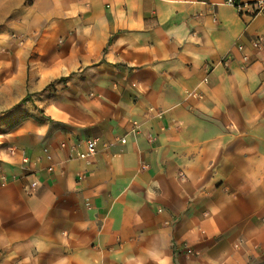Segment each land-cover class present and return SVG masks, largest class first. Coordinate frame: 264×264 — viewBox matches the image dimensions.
I'll use <instances>...</instances> for the list:
<instances>
[{"label":"crops","instance_id":"1","mask_svg":"<svg viewBox=\"0 0 264 264\" xmlns=\"http://www.w3.org/2000/svg\"><path fill=\"white\" fill-rule=\"evenodd\" d=\"M258 1L0 0V38L41 37L24 88L72 73L91 92L72 118L3 133L0 264H264Z\"/></svg>","mask_w":264,"mask_h":264},{"label":"rangeland","instance_id":"2","mask_svg":"<svg viewBox=\"0 0 264 264\" xmlns=\"http://www.w3.org/2000/svg\"><path fill=\"white\" fill-rule=\"evenodd\" d=\"M37 38H41L39 34L0 38V143L6 138L4 132L15 131L27 122L41 126L52 120L51 115L58 113L72 118L75 105L80 104L79 100L88 99L91 95L89 91L75 90L72 85L62 84L74 82L72 73L51 81L40 90L24 88L22 78L18 75L19 69L27 52L39 50L35 43ZM37 61L41 63L43 60ZM38 77H41L40 74ZM28 96L30 100L21 103Z\"/></svg>","mask_w":264,"mask_h":264},{"label":"built area","instance_id":"3","mask_svg":"<svg viewBox=\"0 0 264 264\" xmlns=\"http://www.w3.org/2000/svg\"><path fill=\"white\" fill-rule=\"evenodd\" d=\"M227 3L236 7L241 15H246L244 12L243 6L241 4L236 3L235 0H227ZM249 6L252 7V10L247 12V14L250 17L253 15H256L257 13H264V0H260V1L256 2L255 4H250ZM213 18L215 20L217 19L215 14L213 15ZM252 47L257 51L264 50V38L261 36L254 38L252 40ZM237 49L242 52L245 50V45L244 44H238ZM227 60H228V57H224L222 59L223 62H226ZM243 60L245 61V63H249L250 62V56L248 54H243ZM208 80H209L208 77H205L203 79V83H208ZM188 97L201 98L202 94L197 92V91H191V92H188ZM151 110H153V109H151ZM162 114H163V112H157V115H159V116H161ZM139 131H140V126L134 125L127 133H125L123 136L117 138V142H119L121 144H126L128 142L129 135L136 136ZM112 144H113V142H110V143L106 144V146L110 147V146H112ZM63 145L65 146L66 143H64ZM98 145H99V138H91V139L86 140L85 146L83 149H79L78 146H76V144H73V146H71V148L75 151L76 155L79 158L86 160V159L93 157L97 153ZM45 157L48 160H51V158H52L51 154H49V153H46ZM24 161H28V159L25 158ZM80 177H82V176H80ZM27 187H28L29 191H34L38 187V181L37 180L30 181V183L28 184ZM194 253H195V251L192 248L186 247V254L193 255Z\"/></svg>","mask_w":264,"mask_h":264},{"label":"trees","instance_id":"4","mask_svg":"<svg viewBox=\"0 0 264 264\" xmlns=\"http://www.w3.org/2000/svg\"><path fill=\"white\" fill-rule=\"evenodd\" d=\"M30 100V97L28 96L27 98H24L21 103H25L26 101Z\"/></svg>","mask_w":264,"mask_h":264}]
</instances>
